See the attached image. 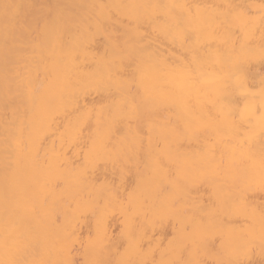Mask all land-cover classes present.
I'll return each instance as SVG.
<instances>
[{"label": "bare ground", "instance_id": "6f19581e", "mask_svg": "<svg viewBox=\"0 0 264 264\" xmlns=\"http://www.w3.org/2000/svg\"><path fill=\"white\" fill-rule=\"evenodd\" d=\"M5 3L12 5L7 19L3 8ZM228 3L239 4L240 0H0V216L7 209L9 217L19 223L22 230L30 231L37 225L38 217L43 212L46 216L39 220H43L48 228L60 230L65 215L69 218L73 215L72 202L80 197L87 198L93 190L96 195L100 185H110L124 199L136 189L138 177L143 178L145 183L155 160L175 168L176 164L168 159L167 152L162 149L166 145L175 146L174 139L167 136L166 126L168 120L182 122L179 107L174 105L171 110L165 111L158 106L148 105L141 109L138 115L141 119L149 118L152 130L130 114L105 110V126L116 122L109 146L122 157L134 161L135 166L108 160L97 164L81 181L74 169L87 164L86 148L94 135V120H83L80 112L72 107L69 93L56 104L44 106L43 112L39 111L37 105L42 101L38 91L41 85H52L58 73L66 72L82 85L96 80L105 85L89 88L80 99L81 108L87 106L91 109L107 104L117 95L115 89L120 79L128 76L135 66L133 61L150 56L177 63L187 59V49L196 45L178 39V31L196 27L206 33L214 32L217 42L219 39L229 40L219 24L225 19L228 11L225 5ZM46 4L62 6L57 9V24L47 40L44 39L42 21L35 31H25L19 27L20 23L33 24L40 20L45 11L40 5ZM173 5H198L200 22L196 25L181 24L178 28L174 21L183 18L185 10ZM232 31L239 35L238 29ZM6 39L11 41L7 47ZM250 42L251 47L246 52L250 60L249 87L255 89L260 75L264 73V64L259 60L260 46L264 41L261 40L258 26ZM239 43L236 41L237 50ZM69 53L72 59L65 64V57ZM141 93L142 89L135 95L139 97ZM236 101L242 106L241 96L237 95ZM77 123L81 125V136L71 143L66 142V131ZM208 139L193 138L180 143L179 157L187 161L207 158L217 164L219 154L212 159L203 153ZM251 145L259 151L261 134L258 127L255 128ZM60 151L65 154L67 165L45 168L48 162L55 161L53 153ZM220 169L224 170L223 166ZM57 177L60 182H57ZM184 183L179 207L183 210L180 218L186 223L215 208L217 198L228 192L226 184L213 175L192 173ZM156 196L157 202L165 199L162 193L156 192ZM248 202L257 210V216L252 226L254 231L248 236L247 247L254 253L250 258L259 261L258 210L264 206V192L258 189L249 192ZM121 219L119 214L111 217L108 222L111 234L120 233ZM224 219L235 229L230 242L243 243L241 238L246 232L240 229L246 226L244 217ZM77 231L79 237L85 240L90 234L94 235L90 215L82 219ZM155 234L167 244L176 234L175 222L165 220L158 223ZM197 237L201 253L219 247V239L209 240L205 232L198 233ZM193 238L187 236L184 242L188 243ZM151 242L145 239L143 246L147 248ZM119 243L123 251V241ZM74 258L81 259L82 255Z\"/></svg>", "mask_w": 264, "mask_h": 264}, {"label": "snow or ice", "instance_id": "6c2138e0", "mask_svg": "<svg viewBox=\"0 0 264 264\" xmlns=\"http://www.w3.org/2000/svg\"><path fill=\"white\" fill-rule=\"evenodd\" d=\"M185 10L183 18L174 21L179 28L181 24L196 25L200 22L198 13L199 6L188 7L186 5H173ZM14 8V7H13ZM228 10L225 19L219 22L227 33L229 40H216V34L206 33L203 29L192 27L191 30L178 31L177 37L182 41H191L194 47L187 49V59L182 62L169 61L168 59L153 60L151 57L133 61L134 67L126 77H122L116 86V96L110 99L107 104L99 107L87 106L81 108L80 99L85 96L89 88L105 87L102 81H90L80 86L74 92H69V100L73 108L80 112L85 122L94 120V135L89 139L86 148L85 159L87 164L77 167L74 171L83 178H87L92 168L101 162L110 160L119 163L121 154L111 148V138L115 123L105 126L104 113H126L135 117L141 123L152 125L146 116L143 119L138 115L141 109L148 105L158 106L165 111L171 110L175 105L179 107L182 122L175 123L168 120L166 131L169 138L174 139L175 146L166 145L162 151L167 152L168 159L172 160L175 168H169L165 163L155 160L153 170L158 176V181L154 185V190L165 195V206L169 211L162 215L158 223L165 220L175 222V235L169 243L180 242L182 234L187 236H197L200 232H205L209 240L219 239V247L209 250L212 257L211 264H252L250 258L252 250L246 248L242 258L238 261H225L222 257L225 254L230 236L235 231L234 226L227 222L224 217L243 216L246 221L242 232L250 233L253 222L257 216V210L251 207L248 202V194L253 190L264 192V73L260 75L258 87H249L250 80L248 68L250 60L246 52L251 47L250 38L255 28L258 26L261 31V40L264 41V0L241 5L228 3L225 5ZM195 9V10H194ZM19 27L29 31V24L20 23ZM238 29L239 35L232 31ZM240 41L239 49L235 44ZM224 45H228L227 48ZM259 60L264 64V42L260 46ZM225 63L228 64V71H224ZM161 64L167 69L166 75L177 85L186 90V95L178 105L175 101L164 98L157 100L152 95L150 81L156 79L161 72ZM212 84L214 90L211 94L201 92L195 85ZM43 85H41V88ZM110 87V86H108ZM142 89V93L137 97L135 93ZM237 95L243 98V104L236 101ZM194 102V103H193ZM39 111L43 112V103L37 105ZM167 119V118H166ZM258 127L261 134V145L256 151L251 141L255 135V128ZM82 134L81 125L77 123L66 131L64 139L71 143ZM208 137L206 148L203 153L206 157L215 159L219 154L217 165L223 166L224 171L236 169L240 175L246 178V182L233 191H228L217 198L215 208L200 217H196L191 223L181 220L180 214L175 209L179 206L180 193L184 191L185 181L188 179L187 159L178 155V145L193 138L199 139ZM231 142V143H226ZM226 149H229L226 151ZM54 160L60 166H66L65 154L53 153ZM242 167H239V163ZM48 181H46L47 183ZM57 182L59 178L57 177ZM144 181L143 178L137 180L136 189L126 198L121 199L117 192L110 185H100L94 197L80 199L72 202V217L65 215L60 227L70 229V236L73 246L80 243L85 247H92L100 244L109 232L108 222L114 215V210L108 205L100 203L101 200L110 202L112 200L121 203L131 202ZM90 215L94 224V235L81 239L78 235L77 227L82 219ZM259 218L262 222L260 233L259 255L264 257V206L258 210ZM41 212L39 218L45 217ZM136 217L125 218L121 221L119 240L123 241L124 252L132 248L143 249V241L133 235V226L136 224ZM14 227V225H13ZM254 247V245H253ZM32 251L41 259L35 260L33 264H48L42 259L46 255V250L40 243L32 245ZM193 252L192 241L181 244V255ZM62 264H76L69 250L66 259ZM87 264V262H85ZM184 264H209L208 261L197 260L195 258L185 261Z\"/></svg>", "mask_w": 264, "mask_h": 264}, {"label": "clouds", "instance_id": "9594fccd", "mask_svg": "<svg viewBox=\"0 0 264 264\" xmlns=\"http://www.w3.org/2000/svg\"><path fill=\"white\" fill-rule=\"evenodd\" d=\"M250 3L252 2H249V0H240L239 4L246 5ZM11 6L12 5L7 3L3 5L6 19L7 12L11 9ZM40 7L45 10L41 19L36 20L33 24H29V28L35 31L42 21L44 24V39L47 40L51 35V30L54 29L57 24V9L62 6L46 4L40 5ZM10 44L11 41L6 39L5 46L7 47ZM151 58L153 60H159L158 58ZM71 59V53H69L65 57V64H69ZM228 68V64L225 63L224 71L227 72ZM166 71L167 69L165 66L161 64L160 74L156 79L150 81L152 95L157 100L167 98L180 103L186 95V90L174 83L165 74ZM81 85L82 83L80 81L71 79L66 72L58 73L52 85L39 89L38 96L44 106H52L56 104L63 95ZM195 87L199 88L201 92H206L208 94H211L214 90V85L210 83H197ZM120 163L135 166V162L126 157H122ZM53 166L59 167L60 165L56 161L48 162L45 168H51ZM242 166V163H239V167ZM187 172L188 175L197 173L219 177V179L226 184L228 191L236 190L246 182V178L240 175L236 169L232 171L221 170L216 163L207 158L188 161ZM81 181H83V177H81ZM157 181L158 176L156 172L151 170L146 177L144 186L137 192L135 198L131 202L121 203L120 201L112 200L102 203H106L110 209H113L114 215L119 214L122 217L121 221L125 218L136 217L137 222L133 226V235L138 236L143 242L145 239L152 241L148 244L147 248L143 246V249L132 248L127 252L121 251L119 234L113 235L110 232L102 238L100 244L92 247H85L80 243H76L73 246L69 234L70 229H51L47 227L43 220L38 219L37 225L33 229L24 231L19 223L13 221L9 217L7 209H5L4 214L0 216V264H33L35 260L41 259L40 256L32 251V245L37 242L43 245L46 250V255L43 256L42 259L47 261L48 264H62L69 250L72 251V257L76 264H85V262H87V264H184L185 261H189L193 258L208 261L209 264H211L212 257L208 253H201L199 251L197 236H193L194 238L191 240L193 247L192 254H185L183 256L181 255V244L185 243L184 240L187 235L182 234L180 242L169 243L168 241L167 244L162 242V237L156 236L155 228L158 225L160 217L169 211L165 206V199L157 202L156 191L154 190V185ZM94 193L95 190L90 192L87 198L94 197ZM78 199L86 198L80 197ZM175 211L181 214L183 210L178 206ZM258 224L260 237L262 222L259 215ZM249 231L252 234L254 231L253 227ZM149 232H151V235H149ZM248 236L249 233L243 234L241 238L243 243L230 242L222 258L225 261L240 260L244 250L248 248ZM77 255H82V258L75 259L74 257ZM252 264H264V257H261L259 261L252 260Z\"/></svg>", "mask_w": 264, "mask_h": 264}]
</instances>
